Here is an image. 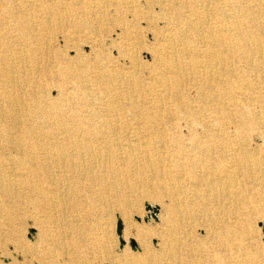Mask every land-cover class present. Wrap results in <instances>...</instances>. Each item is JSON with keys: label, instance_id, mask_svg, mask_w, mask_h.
<instances>
[{"label": "bare ground", "instance_id": "obj_1", "mask_svg": "<svg viewBox=\"0 0 264 264\" xmlns=\"http://www.w3.org/2000/svg\"><path fill=\"white\" fill-rule=\"evenodd\" d=\"M111 18L123 37L141 22L150 30L149 67L119 41L127 69L105 50ZM243 94L264 101V0H0V199L27 188L47 202L84 188L121 207V236L143 254L181 247V264H264L256 228L216 217L224 203L264 207V150L248 145L250 135L264 143V105L254 110ZM167 184V201L144 194ZM142 197L156 201L150 212L160 206L156 229L126 207ZM214 237L220 251L191 254Z\"/></svg>", "mask_w": 264, "mask_h": 264}, {"label": "rangeland", "instance_id": "obj_2", "mask_svg": "<svg viewBox=\"0 0 264 264\" xmlns=\"http://www.w3.org/2000/svg\"><path fill=\"white\" fill-rule=\"evenodd\" d=\"M113 19L114 18L106 20L102 24L103 26H101L103 30L105 29L104 34L108 35V37H111V39L115 41L108 42L106 40V43L102 46L106 51L108 50L107 52L110 56H113V58H116L121 62L119 66H124V69H127L128 63H126L125 60L117 58L115 53L116 46L113 47V44H117L118 41L120 44L126 46V51H132V53L136 55L141 68L149 67L151 65V58L150 54L147 52H149V48L155 46L154 40L148 35L150 30L143 26L144 24L141 22L139 25L142 27H139L136 32H131L127 35L128 37L125 36V39V37L117 33L118 31L116 28L119 24ZM136 33L139 34L137 38L135 37V35H137ZM55 43L59 44L58 41ZM136 47H138V49ZM80 52L87 54L88 47L82 45ZM72 54L73 52L70 50L69 55L71 56ZM45 63L46 60L43 59L39 66L43 67L45 66ZM39 76L43 78L41 79L42 83H49L45 87L47 95L51 98L55 97L56 89L53 84H50V74H40ZM248 76L249 78L254 77L251 73H248ZM32 79H39L38 74H34ZM15 94L20 93L17 90L15 91ZM241 101L250 107H253L254 110L259 109L261 104L264 105V101L261 99L250 97L245 94L241 97ZM258 120L259 124L262 126V128L260 127L258 130L264 131V118L258 117ZM178 130L180 131V134L185 132L182 128H179ZM250 134H253V132ZM252 137L253 135H250L248 139L249 148L253 149L255 146V149L264 150V143L261 139L257 141ZM175 138L172 139L171 143L173 141H178L179 138V140H181V137L178 139ZM164 140L166 141V139ZM182 140L185 141L187 139L185 136H182ZM165 144L168 145L167 141ZM166 149L167 147L162 150L165 151ZM153 191L158 195L157 198L167 201L172 193L171 184H167L163 188L159 187V189L156 190L145 189L144 194ZM60 192L62 194H60ZM10 193L14 195L16 199H0V264H128L129 260L130 264H146V262L147 264H150L151 262V264H181V259H179L181 258V256H179L181 255V247H179L178 251H174L173 249L171 251L173 254L171 252L159 254L153 252L154 254L151 253L150 255V253L143 254L140 246L136 244L135 240L131 239V237L125 241L120 235L124 241L120 242L116 228L117 220L121 221V218L119 217L121 207L114 204L109 207L103 206L97 200L98 198L93 196L94 194L91 190L73 187L72 190L68 191V196L64 190L52 191V193L48 192L47 194H54L55 199L48 198L47 202L40 201L38 191L33 189L16 188L12 189ZM58 194L60 195L58 196ZM63 194L65 196L61 199ZM152 196L153 195H151V197ZM142 198L137 203H133L126 207L132 209L131 218L135 224H142L143 226L150 225L156 229L157 224L159 223V217L157 214L160 210V206L157 205L159 210L155 214V218L148 216V219L144 221L143 217L150 213V210H147L145 205L151 203L156 205V201L153 200L154 202H152L149 197ZM54 200L58 201L55 202ZM158 203L159 202H157V204ZM134 205H136L135 208ZM262 206L263 204H261V207ZM246 208L247 210L249 209L248 212ZM135 210H141L142 216H137ZM216 211L218 213L216 217H218L221 222L224 220L223 223L233 224L232 221H234V217H238L239 221H248L251 226L256 228L258 230L257 232L264 237V225H262L261 222L264 220V207L261 210L260 208L252 206L244 207L243 204L240 203H224L221 207H218ZM220 221L218 222V226L222 227L221 225H223V223ZM121 227L123 228L122 224ZM201 232L200 229L196 230V233L202 234ZM214 238L211 239V243L209 244L197 248L193 247L194 249H191V254L194 253L193 256L199 257L207 253L212 254L220 251V247L217 244L219 238ZM130 240L135 242L134 246L130 245ZM179 241L181 243V239H179ZM147 242L151 247H157L156 237L149 238ZM173 243L178 248L177 241H174ZM184 252H187L186 249ZM176 253L179 257H176ZM145 256L147 257L145 258ZM147 258H149L150 261Z\"/></svg>", "mask_w": 264, "mask_h": 264}, {"label": "water", "instance_id": "obj_3", "mask_svg": "<svg viewBox=\"0 0 264 264\" xmlns=\"http://www.w3.org/2000/svg\"><path fill=\"white\" fill-rule=\"evenodd\" d=\"M145 207H146L147 210L150 209L148 205H145ZM157 209H158V208H157L156 206L152 207V208H151V212H150V216L154 217V216H155V212L157 211ZM143 220L146 221V220H147V217L145 216V217L143 218ZM121 228H122V227H121V225H120V222L117 221L116 232H117V234H118V236H119V240H120V242H124L123 239L120 237V235H121ZM134 244H135V242H134L133 240H130V245L134 246Z\"/></svg>", "mask_w": 264, "mask_h": 264}]
</instances>
